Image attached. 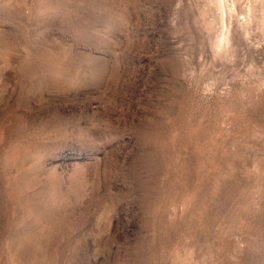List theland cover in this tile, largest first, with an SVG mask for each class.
<instances>
[{
	"label": "rangeland",
	"instance_id": "1",
	"mask_svg": "<svg viewBox=\"0 0 264 264\" xmlns=\"http://www.w3.org/2000/svg\"><path fill=\"white\" fill-rule=\"evenodd\" d=\"M0 264H264V0H0Z\"/></svg>",
	"mask_w": 264,
	"mask_h": 264
}]
</instances>
